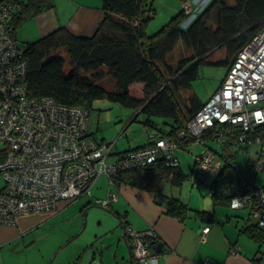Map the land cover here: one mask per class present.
Returning <instances> with one entry per match:
<instances>
[{
    "label": "trees",
    "instance_id": "trees-1",
    "mask_svg": "<svg viewBox=\"0 0 264 264\" xmlns=\"http://www.w3.org/2000/svg\"><path fill=\"white\" fill-rule=\"evenodd\" d=\"M0 1L12 4L9 27L15 37L24 22L56 7L54 0ZM178 1L180 10L153 34L147 32L146 26L155 15V0H102L104 17L92 35H76L62 25L34 41H27L24 48L28 59V93L32 97H49L62 105L84 108L89 112L88 118L97 100L119 103L133 111L129 123L143 113L147 130L153 127L157 138L175 141L177 150L196 143H203L212 150L210 141H217L218 135L224 133L226 139L220 143L222 150L213 151L231 163H223L220 174L208 185L214 203L230 207L233 189L243 181V169L232 156L239 149H248L250 144L238 141V129L228 124L216 125L200 139L194 137L187 125L205 102L190 89L192 82L200 77V67L212 62L210 56L217 49L224 47L226 56L217 63L230 67L237 54L264 28V0H235L234 4L228 0H208L199 7L193 6L191 13L182 7L188 0ZM180 42L184 51L174 60L173 51ZM61 50H65L68 58ZM106 76L113 81V87L100 82ZM134 84L143 85L139 96L132 95ZM182 91L189 94L185 97ZM181 131L185 132L183 137L178 135ZM156 139L148 138L143 145L114 154L122 157L128 151L154 144ZM176 152L173 155L176 165L170 163L167 155L160 154L146 166L117 173L109 179L110 184L116 188L130 184L149 190L157 203L165 205L168 215L184 219L193 208L164 192L165 183L180 185L187 177ZM198 156L200 154L189 174L194 175L193 178ZM260 172L254 175L251 185L264 193V186L258 187L255 183ZM256 198L255 201L261 202V197ZM246 207L254 209L251 205ZM198 211L204 219H217L214 211ZM254 220H246L241 231L253 238L262 252L264 226L256 217Z\"/></svg>",
    "mask_w": 264,
    "mask_h": 264
},
{
    "label": "built area",
    "instance_id": "built-area-1",
    "mask_svg": "<svg viewBox=\"0 0 264 264\" xmlns=\"http://www.w3.org/2000/svg\"><path fill=\"white\" fill-rule=\"evenodd\" d=\"M187 13L194 7L183 4ZM198 9V8H197ZM196 9V10H197ZM12 4L0 1V173L5 184L0 189V220L14 224L24 214L51 211L61 201H73L91 195L100 176L109 179L130 168H140L165 154L177 164L175 141L165 137L151 145L114 154L113 144L95 139L89 127L88 110L62 105L49 97H32L26 81L28 59L25 48L9 27ZM220 124L238 129V141L258 143L259 153L243 181L233 189V202L242 208L254 207L253 215L264 226V193L252 188L256 173L264 170V28L237 54L218 90L188 123V131L197 139ZM184 131L178 133L183 137ZM220 144L226 136L216 138ZM230 162L215 152L197 157L194 184H209ZM234 165V163H232ZM256 196L261 197V202ZM118 200L110 192L106 199H96L104 207ZM210 226L204 228L202 239ZM135 264H162L152 245V228L137 230L127 226Z\"/></svg>",
    "mask_w": 264,
    "mask_h": 264
},
{
    "label": "rangeland",
    "instance_id": "rangeland-1",
    "mask_svg": "<svg viewBox=\"0 0 264 264\" xmlns=\"http://www.w3.org/2000/svg\"><path fill=\"white\" fill-rule=\"evenodd\" d=\"M207 1L190 0L194 7L204 5ZM55 2L56 10H59L61 14L66 13L63 10V0H55ZM228 2L234 4L235 0H228ZM154 4L155 15L146 26V30L150 34L159 30L181 8V3L178 0H155ZM35 33L36 24L29 19L18 28L16 38L23 47H26L28 44L25 40L34 37ZM183 51L182 42H180L173 51L172 59L177 60ZM60 52L68 58L65 50ZM225 58V48L217 49L210 56V60L214 63L203 64L200 67V77L192 82L190 91L203 102H207L223 82L229 66L217 62L224 61ZM100 82L107 87H111L113 84L109 76L104 77ZM141 85L134 84L132 86L133 96L142 94ZM188 94L189 92L182 91V95L185 97ZM133 116L132 110L119 103L106 99L97 100L89 116L90 131L93 132L96 140L113 144V152L143 145L147 142L149 134L154 132V128L149 127L147 130L143 123V113H140L136 120L129 123ZM209 144L212 150H209L210 148L203 143H196L187 149L177 150L176 154L187 177L180 185H172L168 182L164 185L165 194L178 197L188 203L193 208L192 211L213 208L209 185L200 183L199 186H193L194 175L189 176L197 155L205 151L222 150L216 140L210 141ZM258 151L259 144L253 143L248 149H239L232 158L239 168L246 171L249 162L257 159ZM116 156L113 155L112 159H115ZM255 183L258 187L264 186V171L256 176ZM4 184L5 180L0 173V189ZM111 190L115 193L118 191L114 185L110 184L109 177L104 174L93 185L91 195L66 202L67 204L61 211L52 214L40 224L32 216L30 224H36V226L30 232L25 233L23 237L5 245L3 256L0 255V264H74L79 256H88L89 254L92 256L97 254L99 258L102 257L104 262L101 264H130V252L124 237L121 218L112 208L104 207L96 202V199H106ZM226 208H228V212L232 211V215H235L232 218H235L240 224L246 220L255 221L254 215L250 214V207L231 209L226 206ZM115 250L117 251L116 259L113 258ZM261 251L263 253H260L264 254V242ZM99 258H97L98 261Z\"/></svg>",
    "mask_w": 264,
    "mask_h": 264
},
{
    "label": "crops",
    "instance_id": "crops-1",
    "mask_svg": "<svg viewBox=\"0 0 264 264\" xmlns=\"http://www.w3.org/2000/svg\"><path fill=\"white\" fill-rule=\"evenodd\" d=\"M56 8L31 18L36 24V33L34 37L26 39V43L47 35L62 25L76 35H92L104 17L102 0H63V10L66 12L64 14ZM142 87L143 85L141 89ZM193 186H196L194 182ZM117 190L118 200L112 202L110 208L117 214L125 215L127 224L137 230L153 229L156 234V244L162 242V251L159 253L162 264H262L264 262V254L260 253L257 242L241 231L246 221L240 224L232 218L235 216L232 215V211L228 212L226 205H216L212 196L210 197L213 208L209 211L216 213L215 221L204 219L198 210L190 211L184 219L168 215L165 205L157 203L152 192L139 186L122 185ZM66 204V201H63L54 210L21 215L14 224H5L0 220V255L3 256V249L7 243L23 237L36 226L30 224L32 216L40 224L52 214L61 211ZM229 208L238 209L231 206ZM250 214L253 212L251 211ZM207 226H210V229L203 240L202 235ZM97 258H99L97 254L81 255L74 264L103 263Z\"/></svg>",
    "mask_w": 264,
    "mask_h": 264
},
{
    "label": "water",
    "instance_id": "water-1",
    "mask_svg": "<svg viewBox=\"0 0 264 264\" xmlns=\"http://www.w3.org/2000/svg\"><path fill=\"white\" fill-rule=\"evenodd\" d=\"M122 222H123V229H124V237H125V240H126V243H127V246H128V249H129V252H130V264H135L134 263V257H133V252H132V246L130 244V238L127 234V226H128V220L125 218V215H121V214H117ZM152 244H156V241L155 240H152L151 241ZM154 245H153V248H154ZM158 254L162 251V242H158L156 245H155V249H154ZM116 256H117V251L115 250L114 254H113V258L116 259ZM91 262V261H90ZM100 262H104V259L102 257H100ZM116 263H118V260H116Z\"/></svg>",
    "mask_w": 264,
    "mask_h": 264
},
{
    "label": "clouds",
    "instance_id": "clouds-1",
    "mask_svg": "<svg viewBox=\"0 0 264 264\" xmlns=\"http://www.w3.org/2000/svg\"><path fill=\"white\" fill-rule=\"evenodd\" d=\"M233 207H238V203L236 201L233 202Z\"/></svg>",
    "mask_w": 264,
    "mask_h": 264
}]
</instances>
